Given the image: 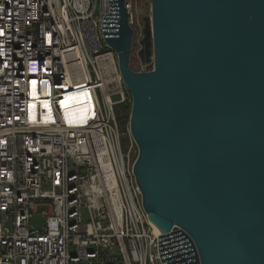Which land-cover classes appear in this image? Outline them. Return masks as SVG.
I'll use <instances>...</instances> for the list:
<instances>
[{
  "label": "built area",
  "instance_id": "built-area-1",
  "mask_svg": "<svg viewBox=\"0 0 264 264\" xmlns=\"http://www.w3.org/2000/svg\"><path fill=\"white\" fill-rule=\"evenodd\" d=\"M111 1L0 0V264H164L174 245L148 219L114 115L131 96L105 42ZM141 1L124 0L133 37Z\"/></svg>",
  "mask_w": 264,
  "mask_h": 264
},
{
  "label": "water",
  "instance_id": "water-1",
  "mask_svg": "<svg viewBox=\"0 0 264 264\" xmlns=\"http://www.w3.org/2000/svg\"><path fill=\"white\" fill-rule=\"evenodd\" d=\"M111 4L134 177L174 243L162 262L264 264V0H151L138 57L152 69L140 72L124 0Z\"/></svg>",
  "mask_w": 264,
  "mask_h": 264
},
{
  "label": "rangeland",
  "instance_id": "rangeland-1",
  "mask_svg": "<svg viewBox=\"0 0 264 264\" xmlns=\"http://www.w3.org/2000/svg\"><path fill=\"white\" fill-rule=\"evenodd\" d=\"M137 24L143 27V19L145 17H150V5L145 1H141L136 6V15ZM138 25H135L134 29H136V35L133 37L131 53H130V68L135 72H140L142 70L149 71L152 69V64L143 66L139 60L138 52L141 49L139 42L142 39V35L140 30L138 29ZM131 105L128 104H117L113 107L114 115L119 124L120 131L122 133L125 132L129 125V115H130ZM126 117V120H125ZM123 147L125 148L127 143V137L124 135L122 137ZM45 218L40 213L34 214L30 225L35 229H40L44 225ZM5 228L10 229V223H5Z\"/></svg>",
  "mask_w": 264,
  "mask_h": 264
},
{
  "label": "bare ground",
  "instance_id": "bare-ground-1",
  "mask_svg": "<svg viewBox=\"0 0 264 264\" xmlns=\"http://www.w3.org/2000/svg\"><path fill=\"white\" fill-rule=\"evenodd\" d=\"M78 100H80V99H78ZM82 108H83L82 106H79L77 110L81 111Z\"/></svg>",
  "mask_w": 264,
  "mask_h": 264
},
{
  "label": "trees",
  "instance_id": "trees-1",
  "mask_svg": "<svg viewBox=\"0 0 264 264\" xmlns=\"http://www.w3.org/2000/svg\"><path fill=\"white\" fill-rule=\"evenodd\" d=\"M125 120H126V117H125Z\"/></svg>",
  "mask_w": 264,
  "mask_h": 264
}]
</instances>
